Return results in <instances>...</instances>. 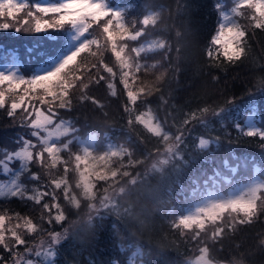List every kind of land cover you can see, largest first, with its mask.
I'll use <instances>...</instances> for the list:
<instances>
[{
	"label": "snow or ice",
	"instance_id": "obj_1",
	"mask_svg": "<svg viewBox=\"0 0 264 264\" xmlns=\"http://www.w3.org/2000/svg\"><path fill=\"white\" fill-rule=\"evenodd\" d=\"M145 7L148 9L147 5ZM230 11L231 22L227 25L219 23L206 48V55L214 67L221 66L222 60L228 64L242 62L241 57L247 58L251 51L249 33L252 36H255L256 30L264 33V0H234ZM220 16L228 19L222 11ZM158 20L159 14L150 9L145 11L142 18L129 20L124 11L106 8L101 0H65L59 6H32L31 9L19 0H0V32H40L65 25H79L81 35L90 33L89 38L67 55L54 71L30 78L0 73V110L13 122L18 120L28 135L35 138L33 141L20 135L22 147L7 152L0 159L5 173L11 170L9 162L14 160L20 162L22 169L11 183H0V197L33 202V206H40L41 213L38 223H34L29 215L11 212L7 208L0 213V248L9 254V259L0 255V264H55L57 246L68 239V232L64 228L62 231L45 228L43 221L52 225L66 220L65 210L57 202L60 193L64 201L78 208L80 200L75 190H79L80 196L91 200L95 199L97 185L101 182L111 187L128 178L127 183L134 186L142 183L143 177H146L147 173L144 176L140 173L132 175L125 170L143 163L142 160L133 159L130 147L119 145L102 152L84 148L73 151L70 147L77 129L72 120L64 119V113L72 112L86 101L101 111L105 108L90 94L94 86L105 82L111 95L118 96L116 84L112 82L118 77L123 85L122 95L126 96L122 108L127 117L128 131L134 132L140 126L150 137L164 145L163 153L157 148V154L166 157L160 161L161 164L182 159L183 151L188 147L187 138L193 134L197 124L207 127L211 117L221 121L223 129V121H231L229 109L237 104L236 97L225 99L222 106H203L183 112L181 118L169 113L173 121L171 124L167 119L161 121L155 114L149 103L150 98L158 96L161 106H167L168 98L164 92L177 80L181 52L177 46L176 55L173 56L172 44L164 38L144 42L152 35L150 29L156 27ZM176 37L178 41L183 39L179 31ZM106 53L114 58V66L105 61ZM148 53H156L161 58L155 59ZM101 71L107 73V77ZM141 74L153 78L144 79ZM217 79L212 76L213 81ZM247 95L253 99L249 100L252 107L246 119L255 122L256 126L244 128L237 122H233L232 126L240 136L258 139L257 146L264 152V118L258 117L255 104V97L264 95V81ZM224 131L225 135L230 134ZM137 139L141 144L145 142L139 136ZM54 140L59 142H50ZM219 142V136L200 138L197 147L206 149L210 144ZM124 157H127V164L123 162ZM32 167H37L40 172L30 171ZM22 173L30 175L31 180L26 178L24 183L18 182ZM31 182H37L36 186L29 187ZM124 190L120 188L121 193ZM48 197L51 202L46 201ZM102 207L116 208L117 205L106 194L102 198ZM262 213L264 184H253L245 195L210 204L201 208L196 215L176 218L171 227L182 236L187 231L190 241H196L199 255L190 264H218L206 240L221 241L226 230L234 232L237 225H252ZM31 234L41 236L38 243H30L26 238ZM259 245L258 250L264 251V240H260ZM120 251L124 252V248L121 247ZM138 255L142 253L136 248L131 252L127 264H136ZM243 256L241 254L235 264H243ZM111 264L119 262L113 260Z\"/></svg>",
	"mask_w": 264,
	"mask_h": 264
},
{
	"label": "trees",
	"instance_id": "obj_2",
	"mask_svg": "<svg viewBox=\"0 0 264 264\" xmlns=\"http://www.w3.org/2000/svg\"><path fill=\"white\" fill-rule=\"evenodd\" d=\"M104 1L110 6H118L122 9L129 20L142 18L149 9L157 12L158 23L155 28L150 29L152 35L145 40L157 37L169 40L173 47V56L176 55L175 48L177 46L181 48L178 61L180 72L177 80H174L170 88L164 92L168 98L167 106H161L158 96L150 98L149 101L161 121L167 119L171 124L173 121L169 113L181 118L183 112L197 107L222 106L225 99L238 98L237 104L229 109L231 121H223V129L221 121L211 117L207 127L197 124L193 134L187 138L188 147L184 149L182 159L171 160L164 166L162 175L147 172V166L157 158H166L157 154V148L163 153L164 145L156 138L150 137L140 126H137L134 132L128 131L127 117L122 108L126 96L122 95L123 85L119 83L118 77L112 80L116 84L117 93L120 94L118 96L111 95L105 82L90 89V94L105 105L103 111L90 101H86L72 112L64 113V119L72 120L77 129L70 146L73 151L81 149L78 141L93 136L96 147L105 149L108 144L124 145L133 151L134 160L143 161L142 164L125 170L132 175L140 173L144 176L147 173L146 179L149 183L159 187L161 193L159 232L167 238L171 246V250L165 255L154 258L152 264H184L186 260H193L199 255L196 241H190L187 231L185 235H180L178 230L171 227L169 221L179 218V213L183 212L187 205L190 206L205 197L209 191L222 192L234 187V184L236 186L240 182H246L254 175L255 169L263 172L262 176H264V152L257 146L258 139L240 136L232 126L233 122H237L245 128V118L250 114L252 107L249 100L253 99L247 93L264 81V33L260 30H256L255 36L249 33L248 43L251 51L242 62L228 64L222 60L221 66L214 67L206 55V48L218 28L220 12L233 0ZM29 8H32L31 5ZM73 27L65 25L40 32L17 33L12 30L0 32V60L17 59L27 64V71L42 64H49L65 51L61 39ZM178 31L183 35V39L179 41L176 37ZM86 36L89 38L90 33H86ZM147 55L155 59L161 58L156 53ZM105 61L110 63V66H114V58H111L110 53L105 54ZM149 62L153 61L149 60ZM101 74L106 77L108 75L103 71ZM212 76L218 79L213 81ZM142 78L153 77L142 75ZM255 104L258 117L264 118V95H257ZM105 112L107 115H104ZM224 130L230 134L225 135ZM20 135L35 141V138L30 137L28 131L19 125L18 120L13 122L12 118L7 117L6 113L0 110V159H3L7 152L22 147V142L19 141ZM138 136L145 141L143 144L137 139ZM215 136L220 137L219 143L210 144L206 149L197 147L200 138L211 139ZM64 155L66 158L67 154ZM237 160L248 164V175L232 169ZM123 162L127 164V157L123 158ZM30 171L40 172L37 167H32ZM60 171L62 172V167ZM26 178L31 180L30 175L22 174L21 182L24 183ZM36 184L37 182H31L29 187H34ZM102 186L106 185L103 182L97 185L98 188ZM75 192L79 197V190ZM46 201L51 202V198H46ZM57 202L61 203L65 210L66 220L52 225L45 220L43 226L62 231L81 209H76L64 201L62 193ZM5 208L11 212H19L21 215H29L34 223L40 222V206H33V202L24 203L18 198L0 199V213ZM53 214H55L54 209ZM113 223L112 217L99 219L96 230L87 244L76 243L69 238L62 241L57 246L55 264H111L113 260H118L119 264H127L131 252L128 251L127 242L119 240L114 234ZM26 238L30 243H38L41 236L31 234ZM44 238L47 239L46 234ZM260 240H264V213L260 214L252 225H237L234 232L226 230L221 241L206 240V243L218 264H235L241 254H244L243 264H264V251L258 250ZM121 247L124 248V252L120 251ZM20 250L22 251V247ZM0 255L9 259V254L2 248Z\"/></svg>",
	"mask_w": 264,
	"mask_h": 264
},
{
	"label": "clouds",
	"instance_id": "obj_3",
	"mask_svg": "<svg viewBox=\"0 0 264 264\" xmlns=\"http://www.w3.org/2000/svg\"><path fill=\"white\" fill-rule=\"evenodd\" d=\"M161 160L157 158L155 162L150 163L147 166V172L162 175L164 166L169 163L161 164ZM105 188H107V193ZM120 188L125 189L123 193L120 192ZM106 194L115 201L116 208L105 209L102 207V198ZM77 198L80 200L78 208L71 203L68 204L81 210L64 227L67 229L68 238L74 242L87 244L96 230L97 221L104 217H112L114 218L112 225L114 234L119 240L127 242L128 251L140 249L142 255L136 257V264H152L154 258L165 255L171 250L167 238L159 232L158 217L161 205L159 187L150 184L146 177H143L142 183H137L134 186L122 179L119 184L111 187L97 188L95 199L90 200L80 195ZM126 209L127 211H125ZM172 222L169 221V223Z\"/></svg>",
	"mask_w": 264,
	"mask_h": 264
},
{
	"label": "rangeland",
	"instance_id": "obj_4",
	"mask_svg": "<svg viewBox=\"0 0 264 264\" xmlns=\"http://www.w3.org/2000/svg\"><path fill=\"white\" fill-rule=\"evenodd\" d=\"M19 2L21 3H25L28 5V0H19ZM65 0H61L60 3H51L49 0H43L40 5L42 6H59L60 4L64 3ZM101 3L106 7V8H110L111 6L109 5V3H107L104 0H101ZM234 0L231 2V4L229 6H227L226 8H224L223 13H224V17H228V19H223L220 16L219 19V23H223L225 25L229 24L231 22V7L233 6ZM113 11H121L122 9L118 8V7H114L111 8ZM123 11V10H122ZM219 23H218V27H219ZM80 27L79 25L74 26V28L71 30V34H70V44H69V49L67 50V53L58 61H56L55 63H53L51 66L47 67V68H41L39 69L36 74H34V76H38V75H43L45 73L54 71L56 67L59 66V64L62 62V60L69 55L72 51H74L83 41H85L87 38L86 33H84L83 35L80 34ZM150 40V39H148ZM148 40H145L144 42L147 43ZM0 73H5V74H12L14 77L16 78H24V76H27V64L26 63H22L19 61H12L8 64L5 65H1L0 66ZM245 128H252L255 127L256 124L255 122H249L247 121V119L245 118ZM62 139H66V138H62ZM50 142H59V141H50ZM78 144L81 146V148L84 149H88L90 151L93 152H102L106 149H108L109 147L111 148H115L116 145H111L108 144L106 145L105 149L103 148H98L95 146V140L93 136H89L86 139H82L80 141H78ZM98 150V151H96ZM9 166L11 168V170L8 173H5L3 171V167L0 166V183H11L12 179L15 178L16 173L19 171H22V169H20V162L19 161H11L9 162ZM234 171H240L243 175H248L249 172L247 171L248 169V164H246L244 161L242 160H237L235 162L234 167L232 168ZM255 173L254 175L247 180V182H243L241 184H239L237 187L230 189L229 192L227 193H221L217 192L216 190H212L209 191L208 194L202 198V200L198 201L193 207H191V209L189 208V206L187 205V207L185 208V210L181 213H179V218L183 217V216H191V215H196L198 213V211L201 208L207 207L210 204L213 203H217V202H222L225 200H229V199H235L238 198L242 195H245L247 190L253 185V184H264V176H262L263 172H260L259 169H255L254 170ZM24 174V173H22ZM21 174V176H22ZM21 176L18 182H21ZM4 197H0V199H3Z\"/></svg>",
	"mask_w": 264,
	"mask_h": 264
}]
</instances>
